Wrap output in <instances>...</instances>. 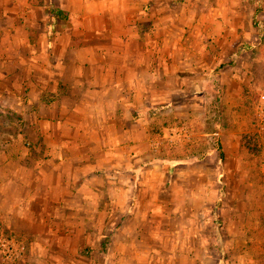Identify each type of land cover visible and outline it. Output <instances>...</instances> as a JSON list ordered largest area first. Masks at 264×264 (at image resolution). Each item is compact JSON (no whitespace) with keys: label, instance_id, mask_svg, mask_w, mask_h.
<instances>
[{"label":"crops","instance_id":"crops-1","mask_svg":"<svg viewBox=\"0 0 264 264\" xmlns=\"http://www.w3.org/2000/svg\"><path fill=\"white\" fill-rule=\"evenodd\" d=\"M0 33V98L19 118L0 146V225L87 239L127 214L168 233V172L134 164L142 120L168 122V0H0Z\"/></svg>","mask_w":264,"mask_h":264},{"label":"rangeland","instance_id":"rangeland-1","mask_svg":"<svg viewBox=\"0 0 264 264\" xmlns=\"http://www.w3.org/2000/svg\"><path fill=\"white\" fill-rule=\"evenodd\" d=\"M168 62V122L142 120L147 159L134 162L168 172V233L127 214L124 224L87 226V239H25L0 225V242L10 241L0 264H264V0H168ZM9 83L0 80V93ZM7 101L0 146L16 132L7 121L19 119L6 117Z\"/></svg>","mask_w":264,"mask_h":264},{"label":"trees","instance_id":"trees-1","mask_svg":"<svg viewBox=\"0 0 264 264\" xmlns=\"http://www.w3.org/2000/svg\"><path fill=\"white\" fill-rule=\"evenodd\" d=\"M257 11H258V9H257ZM49 14H50V16L52 18H55V17H58L60 19H65L66 18V16H64V14L61 11L55 10V9H49ZM217 151H218V154H219V159L223 160L224 159V153H223L222 148H221V146L219 144L217 146Z\"/></svg>","mask_w":264,"mask_h":264},{"label":"built area","instance_id":"built-area-1","mask_svg":"<svg viewBox=\"0 0 264 264\" xmlns=\"http://www.w3.org/2000/svg\"><path fill=\"white\" fill-rule=\"evenodd\" d=\"M9 245H10V241H8V240L1 241L0 242V246L2 248H0V251H4L5 250V252L7 251L6 254L8 255Z\"/></svg>","mask_w":264,"mask_h":264}]
</instances>
